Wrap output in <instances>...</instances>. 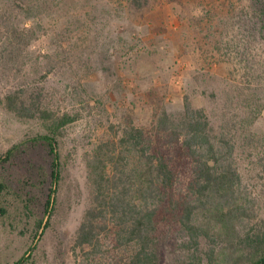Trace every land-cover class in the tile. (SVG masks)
Here are the masks:
<instances>
[{"label": "rangeland", "instance_id": "1", "mask_svg": "<svg viewBox=\"0 0 264 264\" xmlns=\"http://www.w3.org/2000/svg\"><path fill=\"white\" fill-rule=\"evenodd\" d=\"M31 14L23 0H0V176L11 188L0 264H90L76 245L92 205L86 159L129 121L153 133L187 101L235 143L242 189L257 198L250 228H264V0H64ZM24 90L83 114L59 143L56 188L48 146L37 140L43 123L5 106ZM175 252L166 244L161 264Z\"/></svg>", "mask_w": 264, "mask_h": 264}, {"label": "trees", "instance_id": "2", "mask_svg": "<svg viewBox=\"0 0 264 264\" xmlns=\"http://www.w3.org/2000/svg\"><path fill=\"white\" fill-rule=\"evenodd\" d=\"M23 1L31 14L64 0ZM5 106L43 123L46 132L37 140L48 146L56 188L64 171L59 143L83 114L58 112L43 90L9 93ZM235 150L206 111L188 101L179 117L163 113L153 133L129 121L86 159L92 205L76 245L88 249L90 264H161L168 258L163 247L171 243L178 252L170 254L172 264H264V228H250L257 198L242 189ZM53 188L46 203L49 217L56 202ZM10 190L0 176V215L8 213L2 196Z\"/></svg>", "mask_w": 264, "mask_h": 264}]
</instances>
